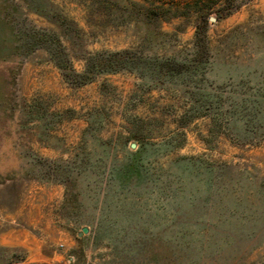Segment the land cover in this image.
Listing matches in <instances>:
<instances>
[{
	"label": "rangeland",
	"instance_id": "1",
	"mask_svg": "<svg viewBox=\"0 0 264 264\" xmlns=\"http://www.w3.org/2000/svg\"><path fill=\"white\" fill-rule=\"evenodd\" d=\"M135 1L51 0L58 26L0 0V264H264V0L198 43L195 0ZM247 121L261 135L237 144Z\"/></svg>",
	"mask_w": 264,
	"mask_h": 264
},
{
	"label": "trees",
	"instance_id": "2",
	"mask_svg": "<svg viewBox=\"0 0 264 264\" xmlns=\"http://www.w3.org/2000/svg\"><path fill=\"white\" fill-rule=\"evenodd\" d=\"M26 9L30 12H33L37 14L38 16L43 17L48 22L55 24V25H61L60 20L63 19V16L61 13L56 11L55 6L51 2V0H20ZM90 1H100V0H90ZM103 1H109L111 3L117 4L120 0H103ZM122 2L131 4V5H139L137 1L135 0H121ZM147 1V0H143ZM237 0H195V42L197 43L199 41H204L206 39L207 34V22L209 21V16H214L215 19L223 18L227 15H229L234 9L237 8ZM142 5V4H140ZM156 8V5L154 6ZM64 20V19H63ZM25 42L28 48H36V47H42L46 49V51L51 56L53 62L59 66V68H63L64 65L61 64L62 61L66 63V67H64L63 70H67V72L71 73L73 70L70 66V63H68L69 58L67 57V53L63 51V48L61 46L60 41L56 38L53 32L42 30H37L34 27H30L25 32ZM39 42V43H38ZM117 55H120L117 51L109 52V53H103V52H95L92 56L86 57L85 62L86 66L83 70V73L73 74V83L75 84H81L85 82V80L91 79L92 76L101 71H112L115 70L116 67H111L113 61V58L117 57ZM57 56V57H56ZM57 58L60 59V61H57ZM89 63L93 64L92 69L88 67ZM103 64H108L106 66H103ZM120 66V65H119ZM63 73L66 80H68L71 76L69 73ZM84 75V76H83ZM77 77H84L82 80H77ZM215 102H217V99H214ZM212 103V100L210 97L204 94H200L197 97H195V107L197 109H207L210 110V105ZM207 115H209L207 113ZM210 116V115H209ZM229 128V127H228ZM262 126H255L250 125V122H246V128L244 132H236L233 131L234 139H236L237 144H252L254 139H258L261 135V129ZM128 140H133L135 143L140 140V138L136 134H129L127 136ZM126 138V139H127ZM106 139L105 141H107ZM140 142V141H139ZM142 142L138 143V146L133 151H128V156L131 159V163L129 164V171L136 170L135 163L141 158L142 156ZM132 166V167H131ZM25 256L23 255L21 257L22 264H26L25 262Z\"/></svg>",
	"mask_w": 264,
	"mask_h": 264
},
{
	"label": "water",
	"instance_id": "3",
	"mask_svg": "<svg viewBox=\"0 0 264 264\" xmlns=\"http://www.w3.org/2000/svg\"><path fill=\"white\" fill-rule=\"evenodd\" d=\"M208 19H209V21H215L216 20L214 16H209ZM130 147L134 148L135 147V144L134 143H131L130 144ZM85 232H87V227H83L81 229V232H79V235L82 234V233H85Z\"/></svg>",
	"mask_w": 264,
	"mask_h": 264
}]
</instances>
